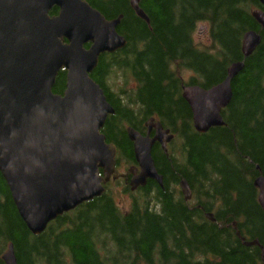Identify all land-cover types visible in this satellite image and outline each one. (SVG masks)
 Wrapping results in <instances>:
<instances>
[{
	"label": "trees",
	"instance_id": "1",
	"mask_svg": "<svg viewBox=\"0 0 264 264\" xmlns=\"http://www.w3.org/2000/svg\"><path fill=\"white\" fill-rule=\"evenodd\" d=\"M84 1L107 21L121 16L117 33L127 43L101 56L91 75L114 110L102 130L107 144L128 167L134 157L126 129L143 134L154 119L179 142L178 154H171L173 146L166 153L153 148L163 188L149 181L128 213L119 211L108 185L103 196L57 218L39 237L20 220L0 175V264L9 244L17 264H262L264 218L253 186L264 178V29L251 17L263 11L258 1L140 0L148 25L136 17L131 0ZM57 13L53 9L50 16ZM201 24L208 27L206 50L193 41ZM248 32L261 40L244 58L241 43ZM238 63L244 67L231 83L224 126L197 134L181 89L215 87ZM188 74L185 83L182 75ZM111 75L121 83L116 90ZM129 83L133 88H126ZM64 89L63 72L53 94ZM182 181L192 194L188 203ZM252 243L257 246H244Z\"/></svg>",
	"mask_w": 264,
	"mask_h": 264
},
{
	"label": "water",
	"instance_id": "2",
	"mask_svg": "<svg viewBox=\"0 0 264 264\" xmlns=\"http://www.w3.org/2000/svg\"><path fill=\"white\" fill-rule=\"evenodd\" d=\"M257 1L264 10V0ZM139 4L131 0L130 8L148 25ZM53 9L58 13L50 17ZM251 17L264 29V11L256 10ZM121 20L120 16L107 21L84 0H0V175L33 237L57 218L100 198L103 186L119 178L116 149L101 134L114 110L90 76L101 56L126 47L117 33ZM260 40L255 32L246 33L242 56L250 57ZM243 67L231 65L225 80L212 89H182L197 134L224 126L221 112L231 103V83ZM61 71L66 72L65 91L57 96L52 90ZM145 128L144 137L126 130L139 169L137 175L130 171L131 191L145 188L148 181L163 188L152 150L159 144L166 153L173 137L154 120ZM253 186L264 218V178ZM179 189L184 202H190L188 184L180 182ZM206 218L214 221L212 215ZM260 251L264 264V250ZM2 262L17 264L12 244Z\"/></svg>",
	"mask_w": 264,
	"mask_h": 264
},
{
	"label": "rangeland",
	"instance_id": "3",
	"mask_svg": "<svg viewBox=\"0 0 264 264\" xmlns=\"http://www.w3.org/2000/svg\"><path fill=\"white\" fill-rule=\"evenodd\" d=\"M207 28L208 27L204 24L198 25L196 27L195 33L193 35V41H194L195 46L198 47V49L206 50V49L210 48V40L208 37ZM189 76H191V75H189V74L188 75H182V79L185 83L188 80ZM110 79H111L110 85L112 86V89L116 90V87L120 86L121 83L120 82L115 83V80H117V79H115V77H112V75L110 76ZM120 80L124 82L123 79H120ZM133 86H134L133 84L129 83L126 88L131 89V88H133ZM171 147L173 148L171 154L173 156H177L178 148H179V142L174 140L170 145H168L167 146L168 152H169V148L171 151ZM109 191H110V194L114 200L115 205L117 206V208L119 209V211L122 214L128 213L130 211L131 201H133V199L138 197V192L131 194V193L125 191V190H123L122 185L120 183L109 184Z\"/></svg>",
	"mask_w": 264,
	"mask_h": 264
},
{
	"label": "flooded vegetation",
	"instance_id": "4",
	"mask_svg": "<svg viewBox=\"0 0 264 264\" xmlns=\"http://www.w3.org/2000/svg\"><path fill=\"white\" fill-rule=\"evenodd\" d=\"M60 73H63V72H60ZM135 132L138 133V134H140V135H142V136L145 134V132L143 134L139 133L138 130H136ZM152 136H153V133L151 134V137ZM154 147H160V145L157 144ZM127 163H129V162H127ZM123 165L125 166V164L122 161V159H118V151L116 149L115 171L119 175V178L117 180H111L109 184H112V183H116V184L117 183H120L122 185L123 190H125V191H127V192H129L131 194L132 193H135V192H138L140 189L135 190V191H131V189H130V181L133 178L132 175L130 174V171L131 172H134L137 175L138 174V166H137V164L134 161L133 164L129 163L128 167H124Z\"/></svg>",
	"mask_w": 264,
	"mask_h": 264
}]
</instances>
